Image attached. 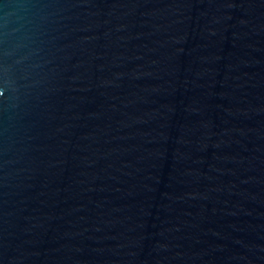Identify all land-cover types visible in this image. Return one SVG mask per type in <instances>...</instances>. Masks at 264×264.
Instances as JSON below:
<instances>
[{"label":"water","instance_id":"water-1","mask_svg":"<svg viewBox=\"0 0 264 264\" xmlns=\"http://www.w3.org/2000/svg\"><path fill=\"white\" fill-rule=\"evenodd\" d=\"M0 264H264V0H0Z\"/></svg>","mask_w":264,"mask_h":264}]
</instances>
